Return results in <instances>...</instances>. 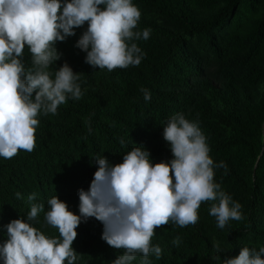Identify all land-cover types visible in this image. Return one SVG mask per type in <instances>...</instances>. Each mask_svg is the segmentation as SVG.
Wrapping results in <instances>:
<instances>
[{
    "label": "trees",
    "instance_id": "obj_1",
    "mask_svg": "<svg viewBox=\"0 0 264 264\" xmlns=\"http://www.w3.org/2000/svg\"><path fill=\"white\" fill-rule=\"evenodd\" d=\"M132 2L155 9L164 19L140 15L133 32L149 29V37L129 42L144 53L139 65L109 71L86 63L87 53L74 45L87 22L55 43L59 59L48 71L54 78L56 68L68 63L79 73L83 95L67 98L55 114L38 112L31 152L20 149L12 158L0 157V242L7 239L3 225L27 219L32 193L33 203L44 210L31 225L59 238L58 229L44 219L47 200L56 195L79 214L78 190H89L97 157L115 165L142 146L153 163L171 160L163 126L182 113L206 137L213 164L226 165L213 168V181L241 204L242 219H230L219 229L209 215L213 202L202 201L195 224L180 227L170 220L154 228L150 243L162 251L159 259L152 253L148 259L151 264H220L213 259V242L225 250L221 259L237 256L245 246L258 251L264 246V0ZM31 60L25 45V68ZM141 88L149 91L148 101ZM76 231L75 264H112L126 251L101 238L103 224L94 217ZM176 237L178 246L172 244ZM135 255L132 264H141L142 254Z\"/></svg>",
    "mask_w": 264,
    "mask_h": 264
},
{
    "label": "clouds",
    "instance_id": "obj_2",
    "mask_svg": "<svg viewBox=\"0 0 264 264\" xmlns=\"http://www.w3.org/2000/svg\"><path fill=\"white\" fill-rule=\"evenodd\" d=\"M140 15L132 0H0V157L12 158L20 149L31 152L38 112L55 114L67 98L83 95L79 73L68 63L56 68L54 78L48 71L59 59L55 43L75 35V28L87 22L74 45L87 53L86 63L109 71L137 66L144 53L129 42L148 39L150 32H133ZM25 45L32 57L30 68L22 62ZM140 91L148 101L149 91ZM162 135L173 155L169 161L153 163L142 146L115 165L103 156L95 158L99 167L89 190H78L79 214L56 195L48 199L44 219L58 229L59 238L31 225L44 205L33 203L36 194H29L27 219L2 226L7 239L0 242V264H75L76 228L90 217L102 222L101 238L109 246L126 250L112 264H132L137 252L143 256L141 264H151L150 253L159 259L161 248L150 243L154 228L170 220L180 227L195 224L202 201L213 202L209 215L219 229L230 219H242L241 204L213 181V168L226 165L213 164L198 124L177 113L169 117ZM16 196L22 199L20 193ZM179 243V237L172 241ZM213 249L220 264H264V246L258 251L241 247L237 256L223 259V247L213 242Z\"/></svg>",
    "mask_w": 264,
    "mask_h": 264
},
{
    "label": "rangeland",
    "instance_id": "obj_3",
    "mask_svg": "<svg viewBox=\"0 0 264 264\" xmlns=\"http://www.w3.org/2000/svg\"><path fill=\"white\" fill-rule=\"evenodd\" d=\"M134 5H136L141 13V16H144V17H147V18H150V19H154L158 22H163V17L161 14H159L155 9L147 6V5H143V4H140V3H135V2H132ZM261 89H263V87L261 86L260 87Z\"/></svg>",
    "mask_w": 264,
    "mask_h": 264
}]
</instances>
